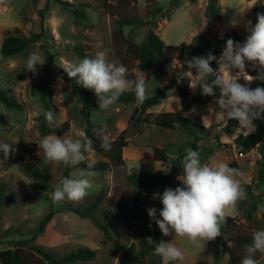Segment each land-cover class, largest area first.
I'll use <instances>...</instances> for the list:
<instances>
[{
    "label": "rangeland",
    "instance_id": "1",
    "mask_svg": "<svg viewBox=\"0 0 264 264\" xmlns=\"http://www.w3.org/2000/svg\"><path fill=\"white\" fill-rule=\"evenodd\" d=\"M73 6L64 7L54 0H0V43L8 29L20 27L25 34L39 32L41 24L44 26L43 36L34 42L27 50L10 57H3L0 53V88L13 95L22 102L23 110L18 111L6 108L0 102V139L12 145L15 149L10 152L7 159L0 152V182L4 184L3 202H0V249L11 247V242L18 238H30L43 215L51 209L55 211L52 219L45 229L39 233L34 242L56 255H64L81 246H88L96 251L94 259L87 261H75L67 264H118L119 253L113 240L104 236L100 225L105 226L108 233L122 244H138L151 236L155 242H159L153 235L147 224L136 217L130 216L131 227L124 226L114 215L109 205V191L114 186H125L127 208L130 211L135 197L144 202L153 203L157 209L162 205L159 199H153L152 193L162 192L165 187L175 188L181 183L177 179L178 174L168 183L151 188L134 187L126 180L127 174L135 168H147L156 173L164 172L169 165V158L191 146L195 134L188 132L179 125L172 128H162L156 124L138 123L129 121V114L134 105L115 103L110 107L107 116L99 111L91 110V122L93 132L102 141L104 136L114 139L122 130H126L128 145L123 149L125 164L106 170L95 169L97 175L92 179V188L89 194L80 201L65 200L54 202L52 193L65 176H77L79 168H75L63 174V163H47L39 146L42 137L38 128L34 125L37 113L45 111L47 103L49 109L57 112V119H70V129L61 135V138H78L85 134V119L81 113V105L77 100V84L68 81L64 66L69 61L82 59L85 56H94L99 51H104L108 61L117 65L122 64L125 56V44L123 38H130L139 43L145 37L146 25L123 26L122 36L116 32V14H137L144 20L150 19L149 10L153 6H163L162 13L156 17L155 32L166 44L184 45L193 43L197 47H204L207 41L221 39L229 30L235 29L243 36L248 32L244 27V21L256 22L257 11L254 8L264 6V0L247 8L252 0H218L221 12L217 18H210L205 14V6L208 0H129L127 5H114L105 7L102 0H69ZM113 2L116 0H112ZM47 6L44 17L38 14V10ZM77 7L85 14L78 17L72 13ZM245 9V10H244ZM244 10V11H243ZM243 11V12H237ZM233 19L237 24L233 26ZM76 46H81L80 54L75 51ZM48 50L53 59L52 64L37 65V72L33 73L24 67L26 58L32 52L45 57ZM222 50L204 51L201 54L191 52L188 55L172 57L170 69L176 68L182 76H188L189 96L200 92V87L193 89L190 85H199L200 81L195 69H189L187 64L183 68L181 62L191 59L193 56L207 55L209 52L217 57ZM46 60V57H45ZM127 67L134 72L135 78H144L149 95L162 87L150 67L142 69L139 63L130 55L123 60ZM214 69L219 68L217 60L210 61ZM222 69V66H221ZM65 72L64 74L61 73ZM235 74L238 69H231ZM250 75H256V70L247 67ZM235 75H245L237 72ZM239 82L249 83L252 88L264 86V80L246 81L243 76ZM168 83V80H165ZM92 90V89H90ZM215 98L204 96L201 103L190 108L185 116L197 124L196 135L200 148L201 159L207 162L209 156L224 159L231 166L239 170L238 179L242 183L249 182L257 172V162L260 159L259 145L248 149H242L233 143V139L225 135L228 128H233L234 135L245 132L238 127L236 119H229L224 126L222 114ZM180 108L179 95L176 88H171L161 96V101L151 106L146 112L154 114L162 110L175 111ZM210 108L216 112L213 113ZM194 109V111H193ZM144 114H141L142 118ZM253 123H263L264 119H254ZM50 134V133H49ZM228 134V133H227ZM48 135V134H47ZM46 136V135H45ZM218 136L222 144L217 143ZM226 143V145H225ZM164 147L168 159L164 162L153 158L152 147ZM28 150H27V149ZM28 151V152H27ZM90 159L103 160L96 153L88 154ZM25 160L37 166L41 171H48V184L46 189L38 186L34 177L27 175L23 169ZM98 163V162H97ZM97 165V164H96ZM85 168V167H84ZM99 196L98 204L91 209L95 197ZM1 199V198H0ZM89 212L82 216L81 213ZM264 212V197L257 205L253 221H247L241 217L236 206L227 211L228 215L235 216L239 223L246 227V232H253L252 224H264L262 218ZM11 229L5 237L1 232ZM230 232L221 237V245L218 247L219 238L193 244L186 237H180L161 232L163 241L172 242L181 247L185 252L183 261L172 264H230L228 249L231 242L228 240ZM142 256L138 249L131 254L136 264H162V258L153 251ZM218 248V252L216 249ZM245 250L241 249L236 257L235 264H241V257ZM259 264H264V255L259 257Z\"/></svg>",
    "mask_w": 264,
    "mask_h": 264
},
{
    "label": "clouds",
    "instance_id": "2",
    "mask_svg": "<svg viewBox=\"0 0 264 264\" xmlns=\"http://www.w3.org/2000/svg\"><path fill=\"white\" fill-rule=\"evenodd\" d=\"M256 3H259L258 0H252L245 9ZM232 24L235 26L237 20L233 19ZM244 27L248 32L245 40L234 41L229 37L219 57L209 52L207 55L193 56L181 62L180 66L187 64L189 69L194 68L198 74L200 83L190 85L193 89L199 86L204 95H214L218 90L216 104L222 114L224 126L229 119L234 118L238 121V127L248 135L256 130L254 119H264V86L252 88L249 83L239 82V77L243 76L249 82L264 80V13L257 14L254 24L251 20L244 21ZM213 60H217L218 69L211 66L210 61ZM44 62L45 57L32 52L26 58L24 67L36 73L37 65ZM247 67L255 69L256 75H250L246 71ZM63 68L68 77L74 78L75 83L94 91L98 98V108L102 111L109 110L129 90L134 92L139 104L149 98L145 79L129 78L128 67L108 61L104 51L69 61ZM233 68L245 75H235L237 72L233 74ZM210 110L216 112L212 108ZM43 115L50 128H60L64 122L57 119V112L52 108L44 111ZM93 143L83 133L78 138H61L53 132L41 138L39 146L47 163H63L68 167L86 164L77 176L62 178L52 193L54 202L80 201L89 194L92 188L91 178L97 175L95 165L98 161L90 159L88 155L95 151ZM101 146L105 150L111 149V140L107 135ZM14 151L12 145L5 142V139H0V152L5 159ZM182 169V174L177 177L181 181L179 185L152 193V198L159 199L162 207H148L147 213L164 235L171 232L199 245L221 235V225L226 220L227 211L234 208L245 197L246 192L241 180L237 178V168L216 156H209L207 162H204L200 152L191 147L185 149ZM146 243L154 245L153 251L162 258V264L184 260V250L172 242V239L155 242L149 236L146 237ZM257 252L264 253V228L253 233L252 242L245 246L241 264H259L255 258Z\"/></svg>",
    "mask_w": 264,
    "mask_h": 264
},
{
    "label": "trees",
    "instance_id": "3",
    "mask_svg": "<svg viewBox=\"0 0 264 264\" xmlns=\"http://www.w3.org/2000/svg\"><path fill=\"white\" fill-rule=\"evenodd\" d=\"M50 1V0H48ZM60 3L64 7H72L73 4L69 0H54ZM106 8H110L114 5H127L130 3L129 0H102ZM149 1V0H147ZM151 1V0H150ZM176 3L177 0H172ZM194 1V0H191ZM47 6L38 10V14L43 19L44 11ZM257 13H264V6H259L254 8ZM111 11V10H110ZM163 6H153L149 10L150 19L144 20L140 18L137 14H123L121 12L116 14V32L118 35L122 36L123 26H137L146 25L147 31L143 40L139 43L133 41L130 38H123L125 44V56L122 57V64L126 65L123 61L127 55H130L135 61L139 63V67L142 69L151 68L150 71L154 78L162 83V87L158 89L153 94L149 95L143 104L134 105L130 114L129 121H134L138 123H154L162 128H172L175 125H179L188 132L195 134L194 141L191 143V148L198 150L200 148L199 140L200 138L196 135L195 127L197 124L191 119L185 116V113L190 110L191 107L201 103L204 96L209 98H215L219 96L218 90L214 95H204L197 92L193 96H189V82L188 76L180 75L176 68L170 69L172 57L177 54V56L188 55L191 52L201 54L204 51H219L225 46L226 40L231 37L234 41L243 42L245 36L240 34L237 30L232 29L226 32L221 39L215 41H207L206 45L202 48L195 46L193 43H188L184 45H173L166 44L161 37L155 32L154 28L156 26V17L158 14L162 13ZM221 12L218 0H208L205 6V14L210 18H217ZM72 13L75 15L76 19L78 17H85V14L78 10L77 7L72 9ZM44 26L41 24L39 32H33L31 34H25L20 27H14L8 29L0 43V53L3 57H10L17 55L30 46L40 40L43 36ZM75 51L80 54L81 46H76ZM79 56H82L81 54ZM46 65L52 64V55L48 50H45ZM127 66V65H126ZM212 66V65H211ZM185 65L183 66V68ZM213 67V66H212ZM214 68V67H213ZM129 69V68H128ZM64 74L65 72H62ZM66 75L68 81L75 83L74 78H70ZM129 78H135L134 72L129 69ZM168 80V83H165ZM77 84V83H76ZM77 100L81 105V113L85 119V135L93 140V147L95 149L94 153L98 154L103 158V160L98 161L95 165L97 170H106L109 167L117 168L125 164V158L123 156V149L127 147L128 140L126 139V130H122L114 139L111 140V149L105 150L102 145V140L96 136L93 132V126L91 122V110L99 111L106 114H110L111 110L102 111L98 108V98L93 90L84 88L77 84ZM176 88L179 95L180 108L175 111L162 110L157 113L151 114L146 112L148 108L153 105L158 104L161 101V96L165 91ZM0 102L8 109H14L21 111L23 110L22 102L18 101L13 95L7 93L5 90L0 88ZM136 97L134 92L127 91L122 94L116 103L119 104H131L136 103ZM49 107L47 103L45 104V111ZM44 113V112H43ZM40 114L34 118V125L38 128L41 136H45L49 133H55L56 135H63L70 129V119H64L60 128H50L45 121L44 115ZM144 114L141 118L140 115ZM256 130L254 132L246 135V132H241L236 135L233 139V143L242 149H248L252 146L259 145L260 159L257 162V172L255 177L251 181L242 183L245 188L246 195L240 199L236 208L241 213V217L247 221L254 220V214L257 211V205L261 198L264 197V124L257 123ZM233 132V128H228L224 133ZM217 143L222 144L216 136ZM226 145V143H225ZM27 149V148H26ZM28 150V149H27ZM28 152V151H27ZM153 158L157 161L164 162L168 159L167 152L164 147H152ZM185 154L181 152L175 156L169 158V166L164 172L156 173L147 168H135L132 169L126 176V180L129 184L134 187L151 188L157 185H162L170 182L182 169V157ZM86 167L85 163H81L76 167H68L64 165L63 174L67 175L68 172L75 168ZM23 169L25 173L37 180L38 186L40 188L46 189L49 187L48 184V171H41L34 164L29 163L25 160L23 164ZM4 184L0 182V202H3ZM108 202L110 208L112 209L116 218L127 228L131 227L130 216L136 217L143 220L150 232L156 235L159 241L163 240L161 237V231L156 225L154 220H151L147 208L155 206L153 203L144 202L135 197L133 206L129 211L126 202V190L125 186H114L109 191ZM99 202V196L95 197L91 206L88 208L89 211L93 209ZM156 207V206H155ZM157 208V207H156ZM76 213H81L79 210H74ZM55 211L50 208L46 212L41 220L39 221L37 227L32 232L30 238H18L11 242V247H5L0 249V264H67L75 261H87L94 259L96 251L88 246H81L75 250H72L64 255H56L52 251L45 249L44 247L36 244L34 242L36 236L41 233L46 225L50 222ZM82 216L88 215L89 212L81 213ZM157 216L159 213L157 212ZM262 218L264 219V212H262ZM255 221V220H254ZM254 231L246 232V227L238 222L235 216L226 214V220L221 225V235H218V247L221 245V237L230 232L228 240L231 242V246L228 249L230 264H235L238 252L245 246L250 244L253 239V233L264 228V224L261 226L259 224H252ZM103 230L104 236L107 239L113 240L116 246V250L119 253L118 264H136L134 258L131 254L135 252L139 247V253L142 256H146L150 252V245L146 243L145 240H140L138 244L131 243L129 245L122 244L119 240L113 238L105 226L100 225ZM11 229H4L1 233L7 237ZM218 252V248L216 249ZM264 253L257 252L255 258L263 256ZM217 264V263H214Z\"/></svg>",
    "mask_w": 264,
    "mask_h": 264
},
{
    "label": "crops",
    "instance_id": "4",
    "mask_svg": "<svg viewBox=\"0 0 264 264\" xmlns=\"http://www.w3.org/2000/svg\"><path fill=\"white\" fill-rule=\"evenodd\" d=\"M227 137H230L231 139H234V137H235V135H234V133L233 132H230V133H226L225 134ZM169 166V165H168ZM168 168V167H167Z\"/></svg>",
    "mask_w": 264,
    "mask_h": 264
}]
</instances>
